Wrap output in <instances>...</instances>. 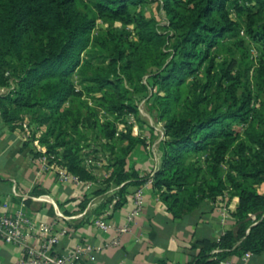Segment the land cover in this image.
<instances>
[{
  "label": "trees",
  "instance_id": "1",
  "mask_svg": "<svg viewBox=\"0 0 264 264\" xmlns=\"http://www.w3.org/2000/svg\"><path fill=\"white\" fill-rule=\"evenodd\" d=\"M145 1L0 0V88L7 89L0 94L2 119L12 129L27 116L45 126L39 138L45 153L60 152L63 166L82 180L91 179L82 150L104 149L111 173L95 193L122 183L115 207L128 183L149 177L175 218L205 209L225 192L236 196L233 227L217 239H200L186 264L259 254L264 250V196L258 191L264 182V0H159L162 23L139 8ZM97 19L108 25L93 40L95 56L86 58L82 53ZM114 23L131 26L133 35L122 36ZM232 35L230 45L220 44ZM244 39L263 50L254 66L242 49ZM234 47L241 50L239 59ZM218 53L224 58L214 81ZM205 61L203 78L188 83ZM251 67L255 93L248 85L238 93ZM75 71L84 85L80 90L71 80ZM145 76L152 82L145 83ZM148 92L164 138L156 170L139 176L128 160L145 151L146 142L131 134L124 119H139L135 97ZM84 94H98L95 106ZM119 123L125 126L116 135ZM234 123L245 124L241 133ZM201 152V160L188 159Z\"/></svg>",
  "mask_w": 264,
  "mask_h": 264
},
{
  "label": "crops",
  "instance_id": "2",
  "mask_svg": "<svg viewBox=\"0 0 264 264\" xmlns=\"http://www.w3.org/2000/svg\"><path fill=\"white\" fill-rule=\"evenodd\" d=\"M124 121L131 126L132 135L158 146L154 125L149 124L153 131L147 129L139 125L133 115L126 116ZM124 126V123L117 125L116 135ZM45 151L44 145L6 124L0 112V214L13 215L22 210L35 225L48 224L52 225L53 231L62 230L55 245L58 253L79 243H89L94 259L82 257L79 264H156L158 260L167 264H186L198 251L196 243L200 239H217L234 225L232 214L238 198L227 192L205 209L175 218L162 202L161 190H156L152 184L145 185V182L128 183L120 206L115 207L122 183L95 193L111 173L105 161L98 168L85 166L90 167L91 179L75 182L71 177H60L63 170L73 174L62 164L49 160ZM155 154L159 159L157 150ZM103 156L108 157L106 153ZM128 166L139 176H151L157 161L152 152L145 150L132 156ZM139 186L142 187L143 205L139 214L128 222L127 214L134 207L133 192ZM258 191L264 196V182L258 186ZM99 218L110 224L108 230L95 225ZM123 226H127L125 231L116 230ZM40 241L36 234L29 239L30 245ZM22 256L21 246L0 240V264H16ZM223 260L225 264H264V250L245 257L229 255Z\"/></svg>",
  "mask_w": 264,
  "mask_h": 264
},
{
  "label": "rangeland",
  "instance_id": "3",
  "mask_svg": "<svg viewBox=\"0 0 264 264\" xmlns=\"http://www.w3.org/2000/svg\"><path fill=\"white\" fill-rule=\"evenodd\" d=\"M139 8L146 14V16H153L160 23L164 22V17L162 14V10H161L159 0H146L145 2L140 4ZM227 8L229 10V14H230L231 18L237 20L233 4L228 3ZM107 25H108V23L105 20L97 19L95 28L91 33V40L92 41H91L88 49L82 53L83 57L91 58V57L95 56L94 54L93 55L91 54V50L95 46L93 40L99 35V32L101 30L107 28ZM112 26L114 27L115 31L118 32L119 34H121L122 36L131 37L133 35V30H132L131 26H122L119 23H114ZM234 39H235V36L232 35L231 38L222 39L220 44L223 46L230 45ZM244 40H245V43L243 44L242 49L244 50V47H245V50L247 51V54L249 55V59H251L250 60L251 65L254 66L259 55L261 54V51H263V50L258 44L253 43V42L249 41L248 39H244ZM232 52H233L235 58H237V59L240 58V54H241L240 49L234 47L232 49ZM223 58H224V56L221 53H218L217 56H215L214 63H213V69H212L213 74L215 75L213 78L214 81L219 74V69H220V65L222 63ZM207 66H208V61H205L203 64H201L196 69V71L193 73V75L187 79V82L188 83L192 82V80L194 78L202 79L203 78V72ZM243 68H244V64L241 65L240 70H242ZM78 79H79V77L75 71V73H73L71 75V80L73 81L75 88L80 90L84 85ZM144 82L149 84L150 82H152V80L148 76H145ZM242 82H243V86L240 87V89L238 90V93H240L243 90V87L247 86V85L250 87L253 94L255 93V88H254L253 83H252V67L249 69L247 75L245 76V78H243ZM155 89H156V87H154L153 89L150 88V90L152 92L155 91ZM6 90H7L6 88H3V89L0 88V94L5 93ZM97 96H98V94H93V95L84 94L83 98L85 100H87V102L90 105L95 106V100L94 99ZM135 98H136L135 103L137 104V107L139 110V119L137 120L135 118L136 122L139 125H143V126L147 127V129L149 127V124L154 125L158 129H162L161 125L163 126V122L158 121L156 119L157 117L155 116L154 111L150 109L152 101H151V95L149 94V92L144 96L139 95L138 97H135ZM66 106H68V102L63 104V107H66ZM99 117L103 118V115L101 113H99ZM157 122H160V124H157ZM18 124L19 125H18V127H16V129L19 131H22L23 134L25 135V137L32 139L33 141H37V143H40L39 138H41V136L45 132V126H41L35 122H31V120L28 116H27V118L23 117L22 120L20 122H18ZM232 128L241 133L243 131V129L245 128V124L244 123H234ZM91 147H92V141H91ZM87 150H89V148H85V150H82L84 166L90 165L93 167L97 166L96 168H98L99 166H101L102 161H105L107 164L108 157L106 158L105 156H103L105 153L104 149L97 148V149H95L96 150L95 152L85 154L84 152H86ZM154 150L156 153V150L158 151V146L154 145ZM203 154L204 153H202V152L201 153H194V154H191L188 157V159L192 161L193 159H196L198 157L201 160V158H203L202 157ZM49 155L54 156L53 159H51V160L55 161L57 164H59V163L62 164L63 160H62V157L60 155V152L59 153H57V152L56 153H50ZM156 161H157V166H158L159 159H157Z\"/></svg>",
  "mask_w": 264,
  "mask_h": 264
},
{
  "label": "built area",
  "instance_id": "4",
  "mask_svg": "<svg viewBox=\"0 0 264 264\" xmlns=\"http://www.w3.org/2000/svg\"><path fill=\"white\" fill-rule=\"evenodd\" d=\"M240 34H243V32L240 31ZM157 124H160V122H157ZM161 127L162 129L155 127L158 140L164 138L163 126L161 125ZM145 142L146 149L152 152L154 159L157 160L153 144L149 140ZM53 157L54 156L48 155L49 160L53 159ZM60 177L63 179L71 177L75 182H81L77 176L70 175L64 172V170L60 174ZM144 184L151 185L152 179L149 177ZM141 191L142 187L139 186L133 192L134 207L127 214L126 220L128 222H131L141 210L143 205ZM95 225L105 231L110 228V224L101 218L95 221ZM126 229L127 226L116 228L119 232H123ZM35 234L40 236L41 241L37 245H30L29 239ZM62 234V230L53 231L52 225H35L22 210H17L13 215L0 214V240L5 243L19 245L23 248V256L16 264H79L82 257H86L90 260L94 259L93 247L87 242L76 244L70 250L58 253L55 250V245L58 243L59 237ZM248 254L249 253H245L242 256L245 257ZM218 264H225V260L219 261Z\"/></svg>",
  "mask_w": 264,
  "mask_h": 264
}]
</instances>
